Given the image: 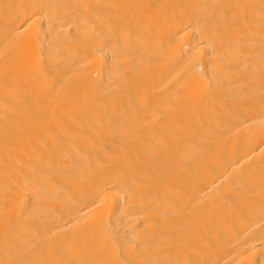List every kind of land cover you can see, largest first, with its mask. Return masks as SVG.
Wrapping results in <instances>:
<instances>
[{
    "label": "bare ground",
    "instance_id": "6f19581e",
    "mask_svg": "<svg viewBox=\"0 0 264 264\" xmlns=\"http://www.w3.org/2000/svg\"><path fill=\"white\" fill-rule=\"evenodd\" d=\"M0 264H264V0H0Z\"/></svg>",
    "mask_w": 264,
    "mask_h": 264
}]
</instances>
